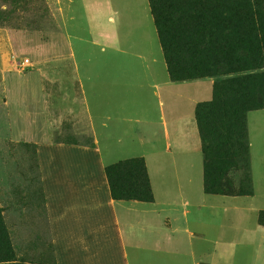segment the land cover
I'll return each mask as SVG.
<instances>
[{
    "label": "crops",
    "instance_id": "obj_1",
    "mask_svg": "<svg viewBox=\"0 0 264 264\" xmlns=\"http://www.w3.org/2000/svg\"><path fill=\"white\" fill-rule=\"evenodd\" d=\"M72 14L80 55L87 53L70 60L68 90L41 91L38 83L34 117L28 86L24 130L36 124L37 147L52 152L42 151L38 169L23 177V190L38 195L25 241L46 236L56 263L77 252L126 264L130 250L134 264H264V108L246 113L251 195L207 193L195 112L213 100V81L171 80L149 0H74ZM67 121L71 136H92L84 158L77 138L68 156L57 139L41 138ZM134 159L144 162L151 203L111 197L103 169Z\"/></svg>",
    "mask_w": 264,
    "mask_h": 264
},
{
    "label": "rangeland",
    "instance_id": "obj_2",
    "mask_svg": "<svg viewBox=\"0 0 264 264\" xmlns=\"http://www.w3.org/2000/svg\"><path fill=\"white\" fill-rule=\"evenodd\" d=\"M73 2L0 0V217L16 264L102 263L101 259H79L77 252L73 253V260L56 263L52 258L51 240L44 236L38 241L35 236V241L28 242L23 235L28 214H37L33 207L38 203L36 192L23 190V177L38 169L37 157L42 151L52 152V148L37 147L36 124L30 130L26 125L24 130L28 86L33 91L30 101L34 117L38 83L41 91L46 87L52 92L59 85L62 91L68 90L69 62L79 59L82 53L76 42V23L72 21ZM152 5L164 19L165 37L175 41L167 43L173 69L183 76L194 77L192 80L213 81L215 94L223 102L212 121L206 177L208 191L219 194L217 186L223 183L240 196L251 195L245 125L247 111L264 107V0H152ZM81 68L84 73L86 66ZM54 75H61L56 84ZM95 87L101 90V84ZM61 100L63 117L68 99L63 94ZM48 101H54L52 96ZM40 133L41 138L47 135V138L57 139L61 145L57 150L63 156L71 154L68 144L71 138H77L84 145L77 149L79 158H84L88 149L86 143L92 137L80 129L71 136L68 121L55 134L43 130ZM28 139L35 140L34 145H30ZM83 165L86 163L79 159V171ZM111 166L105 167L104 173ZM136 173L129 167H122L112 172V182L126 193L135 192ZM226 178L228 180H224ZM260 221L264 225V213ZM1 233L0 253L5 250ZM97 248L95 245V251ZM113 249L111 242L110 251ZM130 252L127 251L126 264H134ZM103 262L106 264V260ZM114 264H123L122 258Z\"/></svg>",
    "mask_w": 264,
    "mask_h": 264
},
{
    "label": "trees",
    "instance_id": "obj_3",
    "mask_svg": "<svg viewBox=\"0 0 264 264\" xmlns=\"http://www.w3.org/2000/svg\"><path fill=\"white\" fill-rule=\"evenodd\" d=\"M150 3V9L151 13L154 19V23L157 29L159 41L161 44V47L164 52V57L168 66V71L169 75L172 81H189L192 79H195L194 77H188V76H183L179 73H177L168 58V51H167V43L168 41L170 42H175L173 39H168L165 37L163 33V18L158 15V13L155 11L154 6L152 5V0H149ZM178 9V8H177ZM167 13H170L168 11ZM222 99L218 97L215 94V88H214V97L213 100L207 103H202L199 104L196 108V121H197V127L199 131V135L201 138V143H202V151H203V159H204V186L205 190L207 193L210 194H216L218 193L217 191L214 192H209L208 191V184L206 183V177H207V170H208V161H209V148L211 147V142H212V134L211 131L212 129V121L216 118V114L219 113V111L222 108ZM264 107H254L250 110L253 109H260ZM249 110V111H250ZM248 112V111H247ZM245 134H246V125H245ZM247 137V135H246ZM247 151H248V144H247ZM122 167H129L131 170H136L137 173L134 176V186L137 188L135 192L132 193H126L122 191L117 184L112 182V172L115 170H118ZM105 174L107 176L108 182H109V188L111 192V197L113 200L117 201H139L143 203H151L152 202V196L149 188V182H148V176L146 173L145 165L142 159H134L130 161H125L122 163H118L116 165H113L111 167L106 168ZM249 178H250V173H249ZM228 180V178L224 179ZM218 190L220 191L219 194L224 195V196H240L231 189H227L226 185H222L219 183L217 186ZM252 193V191H251ZM261 222V221H260ZM0 231L2 232V236H4V239L2 243H4V251L0 253V264H16L14 260V256L11 250L10 245H7V231L5 229V226L3 224V221L0 217ZM6 238V240H5Z\"/></svg>",
    "mask_w": 264,
    "mask_h": 264
}]
</instances>
